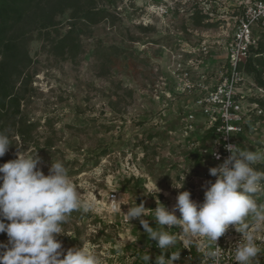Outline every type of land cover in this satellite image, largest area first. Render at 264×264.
Instances as JSON below:
<instances>
[{
  "label": "rangeland",
  "instance_id": "1",
  "mask_svg": "<svg viewBox=\"0 0 264 264\" xmlns=\"http://www.w3.org/2000/svg\"><path fill=\"white\" fill-rule=\"evenodd\" d=\"M87 9L107 17L93 24ZM238 14L236 0H39L14 27L20 55L9 88L19 106L0 118L12 143L0 164L37 152L45 175L62 162L84 198H96L95 210L74 211L64 225L67 235L57 238L65 251L85 245L102 264H132L146 233L138 219L126 220L129 206L154 210L158 199L171 211L183 191L203 202L217 166L206 153L210 125L197 86L217 83ZM258 34L262 43L264 30ZM68 35V45L55 47ZM260 56L263 65L241 87L240 150L264 151ZM254 167L264 171V161ZM113 192L123 195L121 210H113ZM256 199L264 205V193Z\"/></svg>",
  "mask_w": 264,
  "mask_h": 264
},
{
  "label": "clouds",
  "instance_id": "2",
  "mask_svg": "<svg viewBox=\"0 0 264 264\" xmlns=\"http://www.w3.org/2000/svg\"><path fill=\"white\" fill-rule=\"evenodd\" d=\"M10 145L9 136L0 132V157ZM225 148L231 155L209 169L216 180L208 182L202 203L183 191L171 211L157 199L154 210L141 202L123 212L129 223L138 219L149 240L157 242L161 254L155 264H174L180 259L181 248L170 250L178 244L192 245L193 241H200L205 249L201 264H227L228 260L231 264H260L258 257L264 255V205L258 204L256 196L264 193V171L254 165L264 161V151L240 150L232 144ZM213 155L221 158L218 152ZM41 162L37 152H18L15 159L0 164V234L6 233L8 238L0 242V264H102L90 246L65 251L57 238L67 235L64 225L74 211L97 208L96 198H84L62 162H51L47 175L38 167ZM122 198L110 199L114 211L121 210ZM150 215L156 228L142 218ZM230 225H235L242 238L226 252L217 241ZM174 227L180 232L174 233ZM166 252H170L167 258ZM143 259L149 264L148 250Z\"/></svg>",
  "mask_w": 264,
  "mask_h": 264
},
{
  "label": "built area",
  "instance_id": "3",
  "mask_svg": "<svg viewBox=\"0 0 264 264\" xmlns=\"http://www.w3.org/2000/svg\"><path fill=\"white\" fill-rule=\"evenodd\" d=\"M236 1L239 14L235 17L233 34L226 46V62L220 71L218 81L211 88L204 85L197 86V90L201 93L196 100L197 104L208 118L210 130H214L210 149L206 153L210 155L211 162L216 166L222 164L224 159L231 155L225 145H237L239 149L238 136L243 132L246 118L243 113L241 87L247 77L241 66L248 60L252 51L259 47L258 30H264V0ZM213 152H218L221 158L217 160ZM113 197L118 199L115 192L110 195L109 200ZM110 203L112 205L111 201ZM241 238L242 235L233 232L229 226L224 235L218 239L217 244L227 252ZM180 246L170 250L176 251L181 248L180 259L174 264H201L205 249L199 241L192 245ZM195 252L199 253L198 258H195ZM227 264H231V261L228 260Z\"/></svg>",
  "mask_w": 264,
  "mask_h": 264
},
{
  "label": "trees",
  "instance_id": "4",
  "mask_svg": "<svg viewBox=\"0 0 264 264\" xmlns=\"http://www.w3.org/2000/svg\"><path fill=\"white\" fill-rule=\"evenodd\" d=\"M39 0H0V118L7 116L6 112L12 109L14 106H19V98L12 96L9 88V82L13 71L12 62L19 56L17 46L13 43L12 34L13 29L19 22H21L26 15L27 10L38 3ZM84 17L89 19L93 24L105 19L107 17L106 12L103 10L95 11L93 9H87L84 11ZM74 31V30H73ZM72 31V32H73ZM71 39L70 35L59 40L55 47H65L68 45V40ZM264 42V41H263ZM259 43V47L254 49L248 58V60L241 66L242 71L246 74H251L256 70V64L263 65V58L256 57L260 53H264V43ZM73 46L69 47L68 53H73ZM262 51V52H261ZM260 52V53H259ZM12 70V71H11ZM261 75V73H260ZM261 76H259L260 78ZM258 84L264 88V83L258 79ZM214 135V130H210L207 138L211 140ZM155 226L154 228H156ZM142 249L139 252L138 257L132 264H146L143 259L144 252L148 250L150 254L149 264H155V259L161 254V250L156 246V241L149 240L147 235L140 238ZM178 247H181L179 244ZM167 258L170 252L164 253ZM195 258L199 257V253H194Z\"/></svg>",
  "mask_w": 264,
  "mask_h": 264
}]
</instances>
